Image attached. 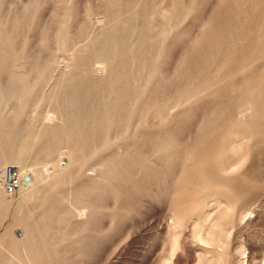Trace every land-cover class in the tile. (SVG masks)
<instances>
[{
	"label": "rangeland",
	"instance_id": "rangeland-1",
	"mask_svg": "<svg viewBox=\"0 0 264 264\" xmlns=\"http://www.w3.org/2000/svg\"><path fill=\"white\" fill-rule=\"evenodd\" d=\"M0 264H264V0H0Z\"/></svg>",
	"mask_w": 264,
	"mask_h": 264
},
{
	"label": "bare ground",
	"instance_id": "bare-ground-1",
	"mask_svg": "<svg viewBox=\"0 0 264 264\" xmlns=\"http://www.w3.org/2000/svg\"><path fill=\"white\" fill-rule=\"evenodd\" d=\"M51 170H53V169L51 168ZM1 175H2L1 178H3V176H4L3 179L5 181L4 182V187H5V190H6L5 192L9 196H14V195L18 194V192L22 191L21 190L22 189V186L24 187L23 188V191H25L27 195L32 194L31 193V190H32V188H33V186L35 184V178H36L35 177V174H32V173H30L28 171L24 173L23 170H20V171H17L16 172L15 168L8 167L6 170L5 169L3 170V172H2ZM14 184L17 185V188L14 189L15 192L13 191L12 193H9L7 191L5 185H7V186L9 185V187H10V186H13ZM89 215L90 214H89L88 211H82V212H80V217H81L80 223H83V220H87L89 218ZM18 235L20 237L25 238L27 236V233L24 230H20L19 233H18Z\"/></svg>",
	"mask_w": 264,
	"mask_h": 264
},
{
	"label": "built area",
	"instance_id": "built-area-1",
	"mask_svg": "<svg viewBox=\"0 0 264 264\" xmlns=\"http://www.w3.org/2000/svg\"><path fill=\"white\" fill-rule=\"evenodd\" d=\"M10 185V184H9ZM9 185L7 186V185H5L6 186V189H7V191L9 192V193H12L13 191H14V189L15 188H17V185L16 184H14L13 186H10L9 187ZM15 192V191H14Z\"/></svg>",
	"mask_w": 264,
	"mask_h": 264
}]
</instances>
